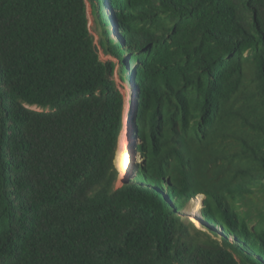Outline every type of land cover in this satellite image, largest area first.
Returning <instances> with one entry per match:
<instances>
[{"label":"trees","instance_id":"1","mask_svg":"<svg viewBox=\"0 0 264 264\" xmlns=\"http://www.w3.org/2000/svg\"><path fill=\"white\" fill-rule=\"evenodd\" d=\"M0 264H264V0H0Z\"/></svg>","mask_w":264,"mask_h":264},{"label":"rangeland","instance_id":"2","mask_svg":"<svg viewBox=\"0 0 264 264\" xmlns=\"http://www.w3.org/2000/svg\"><path fill=\"white\" fill-rule=\"evenodd\" d=\"M90 28H91V33H92V35H93L96 43H98V41L100 39V34H99V31L95 28L94 23L92 22V20H90ZM101 57H102L103 60H106L107 59L106 57L103 56V54H101ZM123 93H124L125 99H126V113H127V112H129V108L131 106L130 104L133 103L134 98L130 96L128 89H123ZM126 115L127 114H125V125H127L126 124ZM128 128H130V126ZM125 129H126V127H125ZM125 134H126V132L124 131L123 136H122L123 139H125V136H124ZM135 141L136 140H134V139L132 140V142L134 144H135ZM124 148L125 147H124V143H123L122 147H120V151H119V154L117 156V165H118V169L119 170H120V167H119V165H120V156H121V154H123V153L125 154V152H126L124 150ZM128 151H129V153L130 152L132 153V148L131 147H128ZM131 153H130V155H131ZM136 169L137 168L135 166H133V164H132V170H134V171H131V175H130V173L128 175H126L125 172H124V166L122 165V171L120 170V172H121V180L117 184V187L122 186V184H123L124 181H128V179L130 178V176H131V178H133L135 176ZM189 207H191V204L189 205ZM189 207L187 209H185L186 210L185 213L187 215H188V213L191 210V208L189 209ZM199 207H200V205H199ZM186 214H185V217H189V215L187 216ZM195 228H196V230L204 233V235L200 234V236L197 235V237H199L200 239L205 240L206 239V236L205 235H208L209 232L205 228H203L200 224H196L195 225ZM192 234L195 235L196 234V231H192Z\"/></svg>","mask_w":264,"mask_h":264},{"label":"bare ground","instance_id":"3","mask_svg":"<svg viewBox=\"0 0 264 264\" xmlns=\"http://www.w3.org/2000/svg\"><path fill=\"white\" fill-rule=\"evenodd\" d=\"M125 114H127V115H126V121H127V123L129 124L130 116L128 115V112H127V113L125 112ZM125 127H126V129H127V125H125ZM125 132H126V134H125L124 136H125V139H126V137H127V130H125ZM121 146H122V145H121ZM124 147H125L124 150L126 151V148H127V144H126V143H124ZM125 153H126V152H125ZM124 164H125V165H124ZM123 166H124V172H125V174L128 175V174H129V162H124V163H123ZM130 175H131V173H130ZM130 177H131V176H130ZM189 214H190V216H192V217L199 215V205H197V204H195V203H192V204H191V210H190Z\"/></svg>","mask_w":264,"mask_h":264},{"label":"water","instance_id":"4","mask_svg":"<svg viewBox=\"0 0 264 264\" xmlns=\"http://www.w3.org/2000/svg\"><path fill=\"white\" fill-rule=\"evenodd\" d=\"M130 113H131V106H130V108H129V112H128V115L130 116ZM126 124H127V128L129 127V124L127 123V121H126ZM136 171H137V169H136ZM203 227V226H202ZM204 228V227H203Z\"/></svg>","mask_w":264,"mask_h":264},{"label":"flooded vegetation","instance_id":"5","mask_svg":"<svg viewBox=\"0 0 264 264\" xmlns=\"http://www.w3.org/2000/svg\"><path fill=\"white\" fill-rule=\"evenodd\" d=\"M125 165V164H124Z\"/></svg>","mask_w":264,"mask_h":264}]
</instances>
